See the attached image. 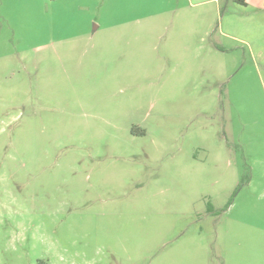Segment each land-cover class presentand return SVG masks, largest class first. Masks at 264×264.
<instances>
[{
  "label": "rangeland",
  "instance_id": "rangeland-1",
  "mask_svg": "<svg viewBox=\"0 0 264 264\" xmlns=\"http://www.w3.org/2000/svg\"><path fill=\"white\" fill-rule=\"evenodd\" d=\"M254 10L0 0V264H264Z\"/></svg>",
  "mask_w": 264,
  "mask_h": 264
},
{
  "label": "crops",
  "instance_id": "crops-1",
  "mask_svg": "<svg viewBox=\"0 0 264 264\" xmlns=\"http://www.w3.org/2000/svg\"><path fill=\"white\" fill-rule=\"evenodd\" d=\"M242 1H243L242 3H239L236 0V3L243 5L246 8L248 7L254 8L255 9L254 11L258 13V24L264 26V0H260V2L258 4H255V6H254L255 3L254 0H242Z\"/></svg>",
  "mask_w": 264,
  "mask_h": 264
},
{
  "label": "trees",
  "instance_id": "trees-1",
  "mask_svg": "<svg viewBox=\"0 0 264 264\" xmlns=\"http://www.w3.org/2000/svg\"><path fill=\"white\" fill-rule=\"evenodd\" d=\"M237 2H243V1H242V0H239V1H238V0H237ZM231 204H232V200L230 201V203H229L228 207H229ZM208 209H209V210H211V209H212V207H211V205H210V204L208 205ZM211 211H212V210H211Z\"/></svg>",
  "mask_w": 264,
  "mask_h": 264
}]
</instances>
